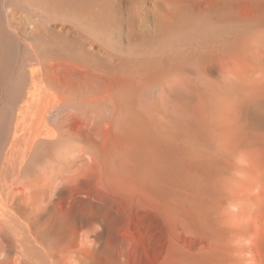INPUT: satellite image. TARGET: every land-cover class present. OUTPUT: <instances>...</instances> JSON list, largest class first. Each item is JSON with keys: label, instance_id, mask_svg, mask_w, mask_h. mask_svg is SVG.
I'll list each match as a JSON object with an SVG mask.
<instances>
[{"label": "bare ground", "instance_id": "6f19581e", "mask_svg": "<svg viewBox=\"0 0 264 264\" xmlns=\"http://www.w3.org/2000/svg\"><path fill=\"white\" fill-rule=\"evenodd\" d=\"M112 3L65 15L79 26L67 49L19 34L25 55L0 116V242L10 235L16 253L0 244V260L264 264L230 187L246 148L227 145L223 120L202 108H220L228 85L239 101L264 50V0H137L125 21ZM5 31L0 20L2 89Z\"/></svg>", "mask_w": 264, "mask_h": 264}, {"label": "rangeland", "instance_id": "374dc122", "mask_svg": "<svg viewBox=\"0 0 264 264\" xmlns=\"http://www.w3.org/2000/svg\"><path fill=\"white\" fill-rule=\"evenodd\" d=\"M112 1L115 10L114 12H116V19L119 17V19L117 20H120L121 18L122 20L120 21H123L129 14V12L126 11H129V7H131L134 3L136 4L137 0ZM97 2H99V0H0V20L2 23H4V27L6 30L5 37L7 39V47L9 49L7 51L5 59L6 72L4 71L8 79L6 78V82L4 83L5 89L0 88V101L2 96L1 94L4 93L2 96L4 105L2 108L0 107V116L2 114V109L5 111V109L7 108V101L9 100L12 91L15 88V83L17 80L16 72L19 67L20 58L22 55H25L20 51L18 47V37H21L22 34H25L28 37L30 36L29 41L42 52L47 51L49 53L52 51H57V49H67L68 47L74 45L75 33L79 29V26H74L73 24H71L74 22L65 15L69 11L70 12L68 13V15L72 13L79 15L80 13L89 11L95 12ZM118 2H120V7L118 5ZM131 2H133V4ZM135 4L134 6H136ZM117 5L119 8L116 7ZM36 7L39 8L40 11ZM122 7L124 9H122ZM42 9L44 11H42L43 15L41 12ZM121 11L122 13H120ZM62 15L63 18L61 17ZM64 16L66 17V19ZM6 19L7 21H9V23H7ZM11 19L14 20L12 21ZM64 19L66 21H62ZM116 23L113 25V28L115 27L114 31L119 30L118 21H116ZM19 34L21 36H19ZM258 61L259 62L256 64L257 67H254L253 64V66L247 65L244 68V71L246 72H244L245 75L243 80L241 81L242 91H240V95H237L240 96L239 101L233 99V96L236 93L233 92L228 85L229 91L227 92V96L220 100L219 103H223V105L220 108L218 107L219 110L217 109V106L215 104L209 101L206 104L202 105V108H205L208 113L211 111L213 114H217L213 116L217 117L219 115L220 119L218 117H214L216 121L214 126H216L220 120H223V124H220L221 127H216L217 129L215 128L216 131L218 130L217 132L219 134L218 135L214 131L215 136L217 134L221 139L223 138L225 142L227 141V145L231 147L243 143L241 145L246 148L245 152L238 157L241 162L240 166L242 170L238 171L237 174H234L235 180L230 183V187L235 191V198L239 201L238 205L242 206L244 209L239 212L240 215L238 216V218L240 217V219H242L249 226L251 233L253 232L252 239H250L251 246L253 247L252 255H250V257L257 259L262 258L264 262V50H262L260 56L258 57ZM14 72L16 74H14ZM217 75L218 74L216 73V76ZM260 76H262V78ZM198 99L199 96H197L195 101L197 102ZM227 105L230 107H228ZM220 109H222L223 113L220 111ZM228 109L231 110L229 111V113ZM196 114L198 116V120L196 118L193 119V122L195 124L193 122H190V126L193 128L194 133L196 132L195 135L199 136L198 139L200 141H203L204 137H206V134L204 133L205 129L204 127H202L203 119H201L200 117L203 115L200 113V110H198ZM220 114L223 116L222 119ZM224 121H228V124H226L227 122L224 123ZM195 125L198 127H196ZM235 210H237V207H235L234 211ZM1 239L2 243L0 242V244H2V246H4V244L7 245L4 246L7 250V253L9 252V255L11 253V255L14 256L16 253V245L14 244L12 237L10 235H2ZM248 244H250V241L247 240L246 246ZM1 256L2 255H0V259L5 261L4 256H2L3 258ZM1 260L0 264L6 263H3Z\"/></svg>", "mask_w": 264, "mask_h": 264}]
</instances>
